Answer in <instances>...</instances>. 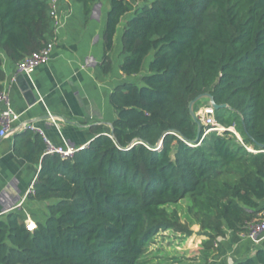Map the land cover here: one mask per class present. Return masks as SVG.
<instances>
[{"label": "trees", "instance_id": "16d2710c", "mask_svg": "<svg viewBox=\"0 0 264 264\" xmlns=\"http://www.w3.org/2000/svg\"><path fill=\"white\" fill-rule=\"evenodd\" d=\"M75 1L87 20L97 0ZM124 19L120 69L138 75L153 54L148 73L112 92L113 130L93 126L72 158L46 153L37 132L15 135V154L40 165L28 197L48 215L33 231L16 210L0 216V264H148L160 231H186L172 208L184 199L204 237L197 264H209L227 229L248 231L264 210V0H110L105 74ZM55 33L50 0H0V92L3 57L17 63ZM204 92L229 106L216 118L243 143L230 130L203 137L204 125L193 143L189 104ZM235 264H264V247Z\"/></svg>", "mask_w": 264, "mask_h": 264}, {"label": "crops", "instance_id": "0c3cea01", "mask_svg": "<svg viewBox=\"0 0 264 264\" xmlns=\"http://www.w3.org/2000/svg\"><path fill=\"white\" fill-rule=\"evenodd\" d=\"M75 2L61 1L59 17L63 25L49 41L53 46L50 61L31 77L16 76V62L4 56L6 78L3 84L11 90L21 122H32L56 143L67 142L79 147L95 138L93 126L111 131L109 124H113L116 111L110 96L118 87L134 82L137 75L127 76L120 69L125 57L122 54V24L111 52L112 70L107 74L102 71L103 37L110 0H97L87 20L82 5ZM14 141L12 134L0 137V216L16 210L23 216L29 213L33 220L44 222L46 203L28 197L40 165L17 156ZM260 247H264V239L257 244L227 229L226 237L217 241L209 264H235L254 256Z\"/></svg>", "mask_w": 264, "mask_h": 264}, {"label": "built area", "instance_id": "2783aa9c", "mask_svg": "<svg viewBox=\"0 0 264 264\" xmlns=\"http://www.w3.org/2000/svg\"><path fill=\"white\" fill-rule=\"evenodd\" d=\"M62 0H50L51 4V14L53 16V21L55 28L58 29L63 25V22L59 17V7ZM53 46L48 43L47 46L35 51L31 54L26 55L23 59L16 63V76L25 75L31 77L32 74L41 66L47 64L52 55ZM200 120L205 126L203 132V137L208 135L212 131L222 132L224 130H230L234 133L238 139L243 143L241 134L236 129L235 125L226 127L221 124L216 118V109L212 107L209 103L202 105L199 109ZM21 114L15 109L13 104V99L11 95V90L4 85L3 90L0 92V137H6L12 132H20L22 130H32L39 133L46 144V153L60 155L63 159H69L74 156V154L86 147L88 144L75 147L67 142L56 143L51 138L47 136L45 131L41 128L34 126L31 123H23L20 121ZM250 151L257 152L258 150L253 147L246 145ZM37 179V175L34 177L31 186L28 190V194L34 192V184ZM25 222L30 231H33L37 227V222L33 220L29 213L25 215ZM248 231L241 233L244 238H249L253 242L259 244L264 239V210L259 213V216L248 223Z\"/></svg>", "mask_w": 264, "mask_h": 264}, {"label": "rangeland", "instance_id": "374dc122", "mask_svg": "<svg viewBox=\"0 0 264 264\" xmlns=\"http://www.w3.org/2000/svg\"><path fill=\"white\" fill-rule=\"evenodd\" d=\"M75 4L81 6L78 2H75ZM125 20L122 21V26ZM152 57L153 54L146 59L142 72L133 80L135 83H142V76L148 73V64ZM207 101V99L198 101L199 104H197L196 114L199 119H201L199 109ZM189 205V200L184 199L180 203L172 206V208L175 207L179 211L181 222L186 228V231L174 229L160 231L152 240L143 256L145 262L148 264H197L200 262L204 237L199 233V226L195 224L188 214ZM47 215L48 210L45 209L43 220L47 218Z\"/></svg>", "mask_w": 264, "mask_h": 264}, {"label": "water", "instance_id": "95a60500", "mask_svg": "<svg viewBox=\"0 0 264 264\" xmlns=\"http://www.w3.org/2000/svg\"><path fill=\"white\" fill-rule=\"evenodd\" d=\"M203 99H207L208 103L214 107L216 110H224L226 108H228L229 106L227 104H218L214 98V96L210 93V92H204L199 94L198 96H196L193 100H191L190 104H189V109H190V113L194 119V121L197 123L198 125V135L197 138L193 141V143H198L201 140V134H202V129H203V123L202 121L199 119L198 115L196 114L195 111V104ZM32 123V122H30ZM112 128H113V124H109ZM113 129H111L112 131ZM26 130H22L20 132H23ZM19 132H12V135H16ZM92 141V140H91ZM90 141V142H91Z\"/></svg>", "mask_w": 264, "mask_h": 264}]
</instances>
